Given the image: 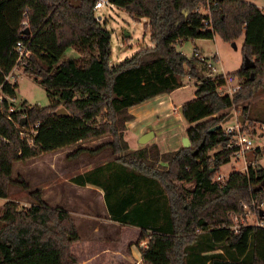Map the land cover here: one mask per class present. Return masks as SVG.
Instances as JSON below:
<instances>
[{"label":"trees","instance_id":"obj_1","mask_svg":"<svg viewBox=\"0 0 264 264\" xmlns=\"http://www.w3.org/2000/svg\"><path fill=\"white\" fill-rule=\"evenodd\" d=\"M97 1L0 0V83L7 95H16L17 82L5 76L16 65L20 41L30 54L19 66L49 99L44 106L19 100L11 110L3 104L0 264L46 251L56 252L58 264H78L71 251L79 240L72 215L45 203L41 189L13 179L12 169L16 162L105 136L101 144L77 146L69 155L110 149L113 158L71 181L100 187L110 218L140 227L137 242L146 241L140 264H264V166L258 162L264 149L249 151L253 162L245 170L216 179L234 154L225 117L238 110L241 130L251 137L264 123L248 113V101L264 85V9L247 0H109L136 19L147 18L152 43L110 64V32L95 15ZM207 3V12L196 10ZM215 35L228 43L243 36L242 65L227 73L241 82L231 95L218 91L224 78L211 73L207 57H187L176 47ZM68 48L78 56L66 57ZM184 78L195 81L194 97L180 106L190 146L162 152L149 143L131 150L124 137L134 119L130 108L183 86ZM37 122L33 134L26 131ZM13 184L28 191L29 206L8 199ZM248 209L259 222L235 230L234 219Z\"/></svg>","mask_w":264,"mask_h":264},{"label":"crops","instance_id":"obj_2","mask_svg":"<svg viewBox=\"0 0 264 264\" xmlns=\"http://www.w3.org/2000/svg\"><path fill=\"white\" fill-rule=\"evenodd\" d=\"M113 7L116 6L112 4L111 8ZM201 40L203 41L204 39H196L200 43L199 45H201ZM194 46V50L202 56L207 57L203 53L201 46H197L196 44ZM70 52L74 56H78V53L74 49L70 48ZM214 55L217 56L214 53L211 54V58ZM188 84L184 83L183 86L170 93L150 98L152 102L146 107V112H149V114H146V112L143 114V116L149 115V118H152L151 123L153 124L160 122L159 128L163 129L158 134L153 129L154 137L149 140V143H156L162 152L178 149L182 146L181 140L185 136V129L188 124L180 115V106L187 100L180 101V98L177 100V94L181 88L188 86ZM194 91L195 84L190 96L194 97ZM193 97H190V99ZM131 108L130 112L134 115V119L131 120V123H127L124 137L130 149L134 150L139 147V144L133 145L130 143L127 137V129L129 127L131 130L134 129L138 115L132 112ZM173 111H177L179 115L177 116ZM181 127L184 133L179 134L178 130ZM97 140L99 139L86 142L82 145L93 148L102 143L101 141L95 145ZM72 149H68L66 152L65 150H61L45 153L37 157L33 163L36 166L38 179L43 182L40 188L43 191L42 198L44 202L52 207L63 208L73 217L78 230L79 240L73 243L71 251L77 256L78 264H140V251L138 253L132 246L134 242L138 244L137 247H140V250L145 246L143 240L137 242L140 227L124 224L110 218L103 190L100 187L90 183L78 185L71 181L73 176L82 174L96 165L111 160L113 155L110 149H103L96 154H80L75 158H71L69 154L72 153ZM101 156H104V158H101ZM60 158L62 159L61 163L58 162ZM47 163L48 169L47 165L45 167ZM76 163L79 165L74 166L73 164ZM79 219L80 221H77ZM125 231H127L128 236L123 238ZM11 264H58V260L56 252L46 251L12 261Z\"/></svg>","mask_w":264,"mask_h":264},{"label":"rangeland","instance_id":"obj_3","mask_svg":"<svg viewBox=\"0 0 264 264\" xmlns=\"http://www.w3.org/2000/svg\"><path fill=\"white\" fill-rule=\"evenodd\" d=\"M247 1L256 4L261 9H264V0H247ZM95 15L96 17L98 16L101 17V18L99 17L101 24L110 32V42H111V55L109 60L110 64H115L116 62L124 59L125 57L132 55L140 48L152 45L149 37L150 35L149 29L148 27H146L147 18L140 17L136 19L118 7L111 8L109 4H103V6H101L95 11ZM198 39H204L203 41L201 40V45H199L200 43L196 41V39L194 40L188 39L178 43L176 47L187 57H190L193 53L195 47L194 45L196 44L197 46H201L203 48V53H205V55L207 56L208 63L211 64L210 71L212 74L216 73L215 71L218 72L222 71L224 73L232 72L238 69L242 65L243 61L240 50L243 41L242 35L234 42H230V43L224 42L216 35L210 39H205V38H198ZM214 53L217 54L218 58L212 60L211 54ZM65 56L76 57L74 56L73 53L70 52L69 48L65 51ZM12 70L13 72L11 73L9 80L10 82H14V81L17 82L16 95H15L17 101L25 99L31 104H38L40 106H44L49 103V99L47 97L45 88L40 83H38L31 74L24 72L22 66H16ZM183 82L189 84L188 86H185L178 91L177 100H179L180 98L181 99L180 101L183 100L188 101L190 97H193L190 95L194 90L195 81L189 78H184ZM150 100L151 99H147L146 101L131 108L132 112H134L138 116H137V122L136 124H134L135 126L134 129L131 130L130 127L127 129V137L131 144L133 145L139 144V147L142 144H140L138 140L144 133L153 131V129H155V132L158 134L160 133V130L163 129V128H159L160 122L153 124L151 123L152 118H149V115L143 116V114L147 111L146 110L147 105L150 102H152ZM248 103H249V111H248L249 116L255 117L256 119H264V85L256 91L254 97L251 100H249ZM177 111H173V112L178 116L179 114ZM232 112H233V116L222 124L223 128L229 125L236 124L235 115H238L239 112L238 110H233ZM147 113L149 114V112H146V114ZM128 123H131V121H129ZM182 129L183 128L181 127L180 130H178L179 134L184 133ZM253 138L256 144L262 146L259 147V149H264V134L262 135L261 133H259V131H257L255 132V136H253ZM108 139H109L108 136L99 138V140L96 141L95 145L100 143L101 141L103 142ZM82 144L84 143H81L80 145L84 146ZM146 144H149V141ZM80 145H73L52 152H57L61 150L62 151L65 150L66 152L68 149L71 148H73L71 150L73 151L77 146ZM91 145L95 146L94 144ZM86 153L87 152H82L80 154H86ZM80 154L71 155V158H75ZM245 157H246V162H244L241 158L236 159L234 156H231L230 160L220 167L217 177L222 176L223 179H226L229 173L233 170H239V171L245 170L246 164L251 163L252 161L250 152L247 153ZM36 158L24 162H16L14 163L12 169V178L24 179L29 183L31 190H34L36 188L41 189L40 186H42L43 184V182L40 181L37 177L36 166L33 163ZM101 158H104V156H101ZM58 162L61 163L62 159L61 158L58 159ZM258 162H260V164L264 166V153H263V157ZM46 165L48 169V163L45 164V167ZM73 165L78 166L79 164L76 163ZM48 184H50V182H48ZM74 194L76 195L75 191ZM8 199L18 201L20 206H29L31 201L28 196V191L22 188L20 184L11 185L10 195ZM4 201H5L4 199L0 198V208L2 207ZM260 208H261L260 210L264 209V203L261 204ZM77 221H80V219ZM234 221H235V225L238 226L239 224H243V223H249V224L257 223L259 222V218H258V214L254 212V210L248 209L246 210V213L244 214L243 217L236 218L234 219ZM127 236L128 233L127 231H125V235L123 236V238ZM143 242L146 245V241L143 240ZM136 244L137 243L134 242L132 246L134 250H136L139 253L140 247H137L138 244L137 245Z\"/></svg>","mask_w":264,"mask_h":264},{"label":"built area","instance_id":"obj_4","mask_svg":"<svg viewBox=\"0 0 264 264\" xmlns=\"http://www.w3.org/2000/svg\"><path fill=\"white\" fill-rule=\"evenodd\" d=\"M103 4H109L112 6V4L109 2V0H98L95 3L94 10L96 11L98 8L103 6ZM209 9V4L207 3L206 5L198 6L196 10L198 11H205L207 12ZM204 24L207 25L208 27V20L204 21ZM14 53L16 55V65L13 67V69L16 66H19L20 63L24 64L26 58L29 56L30 51L26 47V45L22 44L20 41L16 43V46L14 48ZM194 54L198 55L199 53L194 50ZM215 57L212 58V60L217 59V56L214 55ZM200 59L204 60L205 57L199 54ZM210 64V63H209ZM211 65V64H210ZM13 70L10 71V73L5 76V80H9V77ZM214 75H219L222 74L224 78V83L218 87V91L222 94H233L236 92L240 87L241 84L238 81L237 77L234 75H230L227 73H224L222 71L218 72L215 71ZM6 103L8 105V110L12 109V104H15L16 106L18 105L19 101H17L15 96H9L3 89V83H0V115L7 114V110L4 109L3 104ZM19 108V107H18ZM9 119L13 121V119L9 116ZM235 121L236 124L234 125H229L224 128L225 132L227 135H229L231 138L229 142L227 143L228 148H233L234 149V154L233 156L236 159H242L244 162H246V153L249 152L252 149H255L257 147H262L261 145H258L255 143L254 138L248 135L247 133L243 132L241 130L240 122L238 121L237 115H235ZM17 125V123H15ZM39 125V123H35L33 126H31L29 129H26V131L31 132L32 134L36 131V127ZM260 133L263 135L264 134V123L260 127ZM21 133H24V130L21 131ZM217 181H224L222 176L216 177ZM237 225L233 226V228L236 230Z\"/></svg>","mask_w":264,"mask_h":264},{"label":"water","instance_id":"obj_5","mask_svg":"<svg viewBox=\"0 0 264 264\" xmlns=\"http://www.w3.org/2000/svg\"><path fill=\"white\" fill-rule=\"evenodd\" d=\"M97 19H99V16L97 17ZM58 112H59V113H62V114H64V115H67V114H68L67 111H66L64 108H60V109H58ZM232 116H233V112H231L229 115H227V116L225 117V119L223 120L222 124H223L224 122H226L227 120H229ZM237 118H238V121H239L240 123L244 122L243 118H241V116H240L239 114H238ZM219 127H221V124H219V125H217V126L211 128L210 130L217 129V128H219ZM153 137H154V132H153V131H149V132L144 133V134L139 138L138 142H139L140 144H146V143H147L149 140H151ZM181 143H182V147H188V146H190V141H189V139H188L187 136H183V138H182V140H181ZM262 215H263V211L260 210V216H262Z\"/></svg>","mask_w":264,"mask_h":264}]
</instances>
